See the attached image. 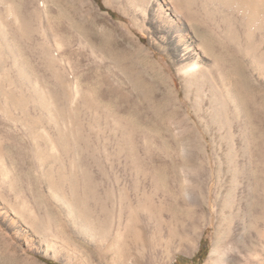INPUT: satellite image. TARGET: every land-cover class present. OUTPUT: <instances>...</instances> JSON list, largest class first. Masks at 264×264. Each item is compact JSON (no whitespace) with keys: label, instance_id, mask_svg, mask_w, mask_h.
Wrapping results in <instances>:
<instances>
[{"label":"bare ground","instance_id":"obj_1","mask_svg":"<svg viewBox=\"0 0 264 264\" xmlns=\"http://www.w3.org/2000/svg\"><path fill=\"white\" fill-rule=\"evenodd\" d=\"M105 4L119 11L124 22L101 18L104 26L121 31L140 48L146 46L147 54L151 55V60L169 85L177 88L181 84L187 97L191 94L195 97L196 91L198 96L207 98L209 107L205 109L211 119L210 125L227 128L229 137L226 148L231 159L237 158L238 154L243 158L240 169L232 171V178L235 186L239 182L246 184L247 206L256 217V223L250 226L255 238L246 242L241 232L235 234L230 230L222 235L224 232L220 231L207 264H264V205L259 206V201L254 199L260 195L257 194L260 182L255 183V165L264 164V119L259 117L264 110V99L256 101L251 94L255 88L259 97L264 98V0H105ZM48 6L47 0H0V114L4 115L0 119V163L3 168L0 169V178L10 182L9 191L15 193L16 198L26 193V189L17 185V181L21 182V173L27 172L19 169L12 158L8 162L5 159L9 153L4 155L6 150L1 144L9 143V146L17 147L15 151L20 155L23 151L31 165L38 163L50 201L60 209L66 226L82 239V242L79 241L81 244L86 245L85 242L92 246L90 254L87 251L88 259L92 254L101 259L104 257V264H124L131 249L140 248L138 246L148 237L152 242L156 238L152 232L149 235L145 231L144 220L156 215L154 197L159 186L168 190L166 181L157 177L153 169L141 170V176L133 179V183L130 181V190L118 181L113 185L116 188L112 189L115 191L112 194L111 186L108 189L103 187L100 191L99 183L93 181L88 168L81 164L82 152L95 159L97 151L99 154L104 150L105 158L111 160L110 163L112 160L124 161L126 167L132 166L139 174L140 135L136 126L130 127L124 116L113 112L109 106L101 111L92 103L89 106L96 109H92V115L87 120L79 117L81 113L77 116V112L71 110L73 105L70 110L67 109L69 115H64L63 108L69 103L62 107V96L74 104L78 99L93 95L83 88L80 79L75 76L74 69L82 60L77 58L72 61L68 58L77 52L71 49V40L66 39L65 34L57 33L50 25ZM89 6L87 15L96 21L99 12L90 3ZM146 37L150 42L145 41ZM81 43L99 56L102 62H107L108 55L88 39L82 37ZM26 52L38 60L41 70H52L50 79L32 66ZM109 59L116 68H122L120 60L112 56ZM57 65L61 66L60 69ZM170 68H175L178 76L169 75ZM30 89L33 95L28 94ZM32 102L37 103L34 104L36 106L32 105L34 115L29 109ZM198 107V112L203 111ZM40 109L48 114V121L47 116L43 118L45 114L40 113ZM15 111L19 113L15 114ZM11 126L18 130V134L11 132L8 128ZM207 126L209 128V124ZM233 133L239 137L238 141L230 136ZM28 189L32 194L31 185ZM181 192L191 195L186 186L181 188ZM8 197L5 191H0V214L11 226L22 220L30 222L34 229L43 234L52 232V228L56 227L64 239L65 232L49 213L52 204H44L46 209L42 214L29 205L25 210V200L22 205H9ZM230 201L231 197L224 202V207L229 206ZM255 202L259 204L254 206ZM247 212L246 216L249 215ZM164 221L171 232L174 228L169 225V220L168 223L166 219ZM224 235L230 240L225 245L222 244L225 243ZM51 238H45L47 247L56 255L60 245L55 238ZM74 247L79 249L80 244ZM243 249L247 251L248 259L241 255ZM69 254L72 259L71 254L74 253Z\"/></svg>","mask_w":264,"mask_h":264},{"label":"rangeland","instance_id":"obj_2","mask_svg":"<svg viewBox=\"0 0 264 264\" xmlns=\"http://www.w3.org/2000/svg\"><path fill=\"white\" fill-rule=\"evenodd\" d=\"M47 3L49 4L48 10H50V12L48 11L50 25L60 35L64 36L65 34L66 39L72 42L71 49L77 52V54L74 53L72 57L68 58L72 59V61H76L77 58L82 60L78 67L74 69V74L80 79L83 88L93 95V97L89 95L85 99H78L79 101L74 104L68 98L66 100V97L62 96L61 106L64 107L69 103L63 108L64 115H69L70 111L68 110L73 105L71 110L77 112L75 113L77 116L81 113L79 117L87 120L92 115L93 110L96 109L89 106L92 103L101 111L103 109L106 110L105 107L109 106L113 112H118V115L124 116L130 127L136 126L140 135L139 160L141 169L139 174H137L139 171L133 170L132 166L126 167L124 161L112 160L110 163L109 161L111 160L105 158L104 150L99 151V154H97V151L96 160L90 157L91 155L89 156L87 152L80 150L79 153L82 152V154L79 161L88 168L93 181L97 184L99 183L100 191L103 190V187L108 189L107 187L111 186L110 192L113 194L115 191L112 189L116 188L113 185L118 181L121 186L130 190L137 176H141L142 171L147 169H153L157 177L164 179L168 190L171 191L159 186L158 192L154 197L157 207H155V211L157 213L155 216L144 220V226L145 228L147 227L145 231L149 235L153 233L156 237L153 241L154 243L148 237L145 242H142L143 244L141 243L138 246L140 248L131 249L124 264H207L214 249L216 238L221 233L220 231L224 232L221 233L222 235L230 230H233L235 234L241 232L246 242L254 239L255 233L250 226L256 223V217L251 210V212L249 211V206H247L246 184L245 182H241V184L239 182L238 186H235L232 178V171H236V168L240 169L243 164V158L237 153V158L231 159L228 148H226V139L229 137L227 128L219 129L216 125H210L211 119L206 112L209 107L208 99L198 96L196 91L195 97L193 94L187 97L181 84L177 88L169 85L170 83L166 82L158 66L151 60V55L147 54L146 46L140 48L128 36L123 35L121 31L104 26V21H101V18H106L107 21L113 19L114 21L124 22L121 13L108 7L105 4V0H47ZM89 3L96 9L93 10L99 12L98 17L96 16L97 22L87 15ZM138 33L141 35L140 32ZM82 37L88 39L97 49L103 50L106 56L108 55L107 57L110 58L112 56L120 60L122 68H116L109 58L107 62H102L99 56H95L91 52L92 50L89 47L83 46V43H81ZM145 41L147 43L150 42L149 37H146ZM29 54L30 52L26 56L29 57L28 59L29 62H32V66H35L36 70L39 69L38 71L46 79H50L52 70L50 69V71L48 68H46V71L41 70L38 60ZM65 56L67 57L68 55ZM60 67L58 66L57 68L60 69ZM168 74L178 76L175 68H170ZM15 76L17 79V75ZM50 84L52 87L54 86L52 83ZM7 88L12 90V87L8 86ZM13 91L16 92L15 89ZM28 94L33 95V91L30 89ZM251 94L256 101L264 99L259 97L255 88L251 90ZM0 98L2 99L1 95ZM1 99L0 102L2 101ZM93 99L94 101H92ZM34 104L37 105V103L32 102L31 108H29L30 111H32V105ZM198 106L204 112L202 110L198 112ZM14 113L18 114L19 111ZM40 113L45 114L41 109ZM34 114V111H32V115ZM43 116V118L47 116V119L45 118L47 121L50 119L48 114ZM3 117L4 115L0 114V119ZM259 117L262 120L264 119V110ZM8 128L11 129L12 133L17 132L18 134V130H14V127ZM230 136L236 141L239 140L236 133L230 134ZM41 141V144L45 146L43 140ZM8 144H1L3 149L6 150L4 155L9 153L6 155L7 157L5 156L6 161L8 162L12 158L11 160L15 162L16 166L18 165L19 169L27 172L24 174L20 172L22 181H17V185L26 189L25 197L23 195L21 198H16L15 193L10 192L11 185L9 181L0 178V189L9 196V205H22V201L25 200L27 201L24 202L25 210L28 207L27 205H29L32 208L34 207L37 212L44 214L46 209L44 204L47 202L49 205L52 204L50 205L51 207L49 206V213L55 217L56 224L59 227L61 226L62 232H65V234H63L64 239H62L63 236L60 231L56 230V227L52 228L53 231L50 230L52 232L46 231L43 234V232L34 229L30 222L26 223L22 220L17 225L11 226L5 216L0 214V264H104V260L102 261L104 257L101 259L98 255L91 254L90 259H88L87 251L90 254L92 246L85 242L84 244L86 245L81 244L82 239L76 237L77 235L72 233L71 228L68 225L66 226L65 217L61 214L60 209L55 203L53 205L52 201H50L46 191L44 176L40 177L43 171H40L38 163L31 165L29 158L25 157L23 151L20 155V153L15 151L18 150L17 147L13 146V148ZM94 161L97 163L95 164ZM0 165V169H3L1 163ZM256 165L257 181L255 183L258 184L260 182L258 184L260 191L257 192L260 195L258 197L256 195L254 199L257 202L259 201V206H262L264 205V191H262V188H264V164L262 163L261 166V163H257ZM129 171L130 173H128ZM27 174L28 176H25ZM38 177H40L41 181L38 180ZM30 185L34 194L29 193L28 187ZM183 186L188 188V193L191 195L181 192ZM230 197V205L224 207V202ZM257 202H255V205L253 203V205H258ZM245 211H248V216L245 215ZM244 216L246 217L245 220H243ZM165 219L167 223V220H169V225L172 229L174 228L171 232L168 231ZM221 223L223 224L220 225ZM26 225L30 226L26 227ZM242 231H245V233ZM54 235L57 237L55 238ZM58 235L61 237H58ZM69 235L72 237L70 238ZM159 236L158 240L157 237ZM51 237L55 238L60 245L56 255L47 247L45 240V238L52 239ZM165 237H167L166 241H164ZM223 239L225 243L222 244L224 245L228 241L230 242L226 235H224ZM155 240L160 243L156 245ZM202 240H206V243L203 246L200 257L195 258L202 247ZM79 244L81 249L74 247ZM81 250L82 252H80ZM69 252L74 253V255L71 254L72 259L68 256ZM241 255L248 259L246 250L243 249Z\"/></svg>","mask_w":264,"mask_h":264},{"label":"trees","instance_id":"obj_3","mask_svg":"<svg viewBox=\"0 0 264 264\" xmlns=\"http://www.w3.org/2000/svg\"><path fill=\"white\" fill-rule=\"evenodd\" d=\"M206 243V240H202V247L201 249L199 250V252L197 253V255L195 256V258H198L200 257L201 253H202V250H203V246L205 245Z\"/></svg>","mask_w":264,"mask_h":264}]
</instances>
